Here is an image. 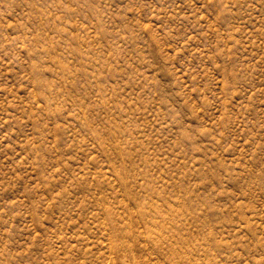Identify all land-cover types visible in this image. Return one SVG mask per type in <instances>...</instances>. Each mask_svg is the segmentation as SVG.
<instances>
[{
  "label": "rangeland",
  "instance_id": "obj_1",
  "mask_svg": "<svg viewBox=\"0 0 264 264\" xmlns=\"http://www.w3.org/2000/svg\"><path fill=\"white\" fill-rule=\"evenodd\" d=\"M0 264H264V0H0Z\"/></svg>",
  "mask_w": 264,
  "mask_h": 264
}]
</instances>
